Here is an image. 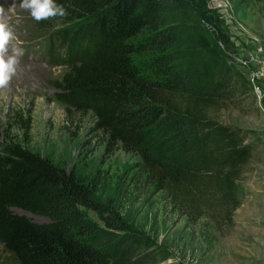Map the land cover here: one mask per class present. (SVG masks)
Listing matches in <instances>:
<instances>
[{
  "label": "trees",
  "instance_id": "obj_1",
  "mask_svg": "<svg viewBox=\"0 0 264 264\" xmlns=\"http://www.w3.org/2000/svg\"><path fill=\"white\" fill-rule=\"evenodd\" d=\"M66 14L37 22L49 33L56 99L68 112L91 111L109 149L138 155L147 181L190 222L234 225L237 181L253 157L248 132L212 111L234 94L230 80L196 81L177 62L172 15L185 0H56ZM53 34V38H52ZM64 52L65 56H62ZM18 126L28 135L31 118ZM91 185L21 142L0 150V264H158L148 241L95 201ZM82 207L98 212V228ZM19 208L43 215L38 222Z\"/></svg>",
  "mask_w": 264,
  "mask_h": 264
},
{
  "label": "rangeland",
  "instance_id": "obj_2",
  "mask_svg": "<svg viewBox=\"0 0 264 264\" xmlns=\"http://www.w3.org/2000/svg\"><path fill=\"white\" fill-rule=\"evenodd\" d=\"M185 1L189 12L172 15L181 34L177 62L196 81L230 80L234 94L212 115L248 132L246 142L253 145V157L237 181L241 204L232 227L220 230L208 218L190 222L147 181L137 154L108 148L91 111H66L55 87L66 66H49L42 51L49 33L63 22L38 30L23 8L10 13L14 20L9 25L18 35L12 43L18 40L28 56L0 89V150L11 141L21 142L75 172L91 185L95 201L148 241L158 264H264V0ZM58 47L54 42L52 48ZM15 115L31 118L28 135ZM82 209L94 225L106 228L98 212ZM14 210L48 222L43 215Z\"/></svg>",
  "mask_w": 264,
  "mask_h": 264
},
{
  "label": "clouds",
  "instance_id": "obj_3",
  "mask_svg": "<svg viewBox=\"0 0 264 264\" xmlns=\"http://www.w3.org/2000/svg\"><path fill=\"white\" fill-rule=\"evenodd\" d=\"M20 7L29 11L37 22L66 14L63 5L57 4L56 0H20ZM13 36V29L4 18L3 8H0V89L8 86L17 71L18 57L23 53L21 47L12 43Z\"/></svg>",
  "mask_w": 264,
  "mask_h": 264
}]
</instances>
